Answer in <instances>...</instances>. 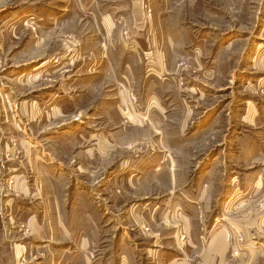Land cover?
<instances>
[{
  "label": "rangeland",
  "instance_id": "1",
  "mask_svg": "<svg viewBox=\"0 0 264 264\" xmlns=\"http://www.w3.org/2000/svg\"><path fill=\"white\" fill-rule=\"evenodd\" d=\"M135 1L194 85L123 73L144 26L0 0V264H264V0ZM154 91L182 109L121 118Z\"/></svg>",
  "mask_w": 264,
  "mask_h": 264
},
{
  "label": "crops",
  "instance_id": "2",
  "mask_svg": "<svg viewBox=\"0 0 264 264\" xmlns=\"http://www.w3.org/2000/svg\"><path fill=\"white\" fill-rule=\"evenodd\" d=\"M24 4L25 3H23L22 6ZM22 6L19 7V11H20V8L24 7ZM34 6H37V9H39L38 11H39V16L41 17V19L44 18L45 22H48L50 24H53L54 21H56V19L58 20H61L64 18L66 19V17L69 15V12L70 11L72 12L73 10H75V8H77L78 10H81L80 15L84 19V23L89 24V25L91 23L92 24L94 23L97 26L102 27L103 35H105L104 27H106V25H109V27L114 26V28H116L117 25L120 26L121 23H125V24L129 23L131 25L135 23V26L137 25L142 26V27L144 26L148 34V38L145 39L146 41L145 44L146 46L148 45V48H150L149 50L150 52L149 53L145 52L146 49H144V52H142V48H141V52L139 53L137 52V50L132 51V54L137 53L135 57L136 59L135 60L130 59V60L125 61V64L123 66V69H124L123 73H129L131 79H137V78L139 79L140 76L146 79H149L151 77V79H154L155 82L158 83L159 92H164L165 91L164 88H167L171 85L175 86L173 88L176 89V91H180L181 89H183L182 84L185 83L186 78H188L187 79L188 84L190 83L191 85L195 84L193 83L195 79H193L192 77L195 74L194 71L193 73L190 72V74L186 77L183 69L182 70H179V68L177 70L174 69L175 71L169 70L170 69L169 64L167 63L166 58L163 55V50H162L163 41H161L160 35L158 34L157 30L154 28L155 24L147 22L143 11H141L140 7L138 6V2L135 0H128V1L127 0H34ZM40 11H44L43 15L40 14ZM22 14L24 15L25 12L23 11ZM45 14L46 16H44ZM34 15H37V14L35 13ZM46 20H50V21H46ZM172 32L174 33V36L177 39L175 37L170 39L169 37V40H168L169 50L171 52H176V50L180 48L181 46L179 45V42H185V41H182L183 40L182 35L180 33H177L175 29L172 30ZM189 42H194V41L191 40ZM146 46L144 45V47ZM219 53H220V50H219ZM149 55L153 59L152 62L156 65V68H151V69L146 68L147 69L146 70L144 65H145L146 59L150 57ZM107 60L110 64L112 72H114L112 63L110 62L109 59ZM194 62H195L194 68L197 67L196 73L200 74L201 66H202L201 59L200 58L196 59L195 57ZM169 73L175 75V76H172V79L177 81V85L175 84L176 82L175 81L173 82V80H171L169 77L167 79L166 74L169 75ZM179 73H181V78L180 76H177ZM115 77H116V74H115ZM133 83H136V82H133ZM130 84H132V82ZM152 94H153V96H151L152 98L150 99L148 98L145 102L143 101L141 103L142 104L141 111L135 110L134 107L130 109L126 101H122L123 102L122 104L125 107L121 106L120 104V106L117 108L118 113L120 114V116H122L121 118L124 120H128L125 117V114L126 112H128V110L134 119H136V117L138 118L142 117L144 118V120H147L148 117H151L152 114H155L154 112H156V110L157 112H160L162 114L161 117H163L164 114H167L168 116L167 111L170 108L174 109V107L177 106L178 110L182 109L181 104L178 100L176 102L174 100L172 101L168 100L166 101V104H165L162 101L161 96L158 95L157 92L154 91ZM169 98H170V94L168 93V96L166 97V99H169ZM188 112H191V111H188ZM136 120H139V119H136ZM142 120L143 119H141V121ZM0 168L2 169L3 172H6V166L4 164H2ZM4 193H6L5 189L4 190L2 189L1 195H0V207H1L0 221L1 219H4V213L9 210V203L19 202V197H15L16 195L15 196L12 195L8 197ZM6 216H9L8 213L6 214ZM218 222L219 220H217V223ZM8 234L9 232L6 229H4V231L1 232L0 239L1 241L3 240L7 243V247L9 250L11 246L9 245ZM13 250H14V247H11V251ZM74 255H75V252L71 251V255H67V257L70 256L69 258H67V261L71 260L74 257ZM13 261H15V258L13 259ZM15 262L14 264H16Z\"/></svg>",
  "mask_w": 264,
  "mask_h": 264
}]
</instances>
